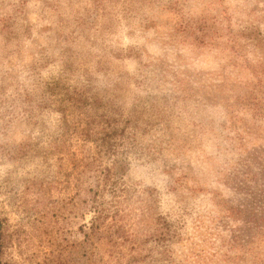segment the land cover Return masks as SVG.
<instances>
[{
    "label": "rangeland",
    "instance_id": "obj_1",
    "mask_svg": "<svg viewBox=\"0 0 264 264\" xmlns=\"http://www.w3.org/2000/svg\"><path fill=\"white\" fill-rule=\"evenodd\" d=\"M0 264H264V0H0Z\"/></svg>",
    "mask_w": 264,
    "mask_h": 264
},
{
    "label": "trees",
    "instance_id": "obj_2",
    "mask_svg": "<svg viewBox=\"0 0 264 264\" xmlns=\"http://www.w3.org/2000/svg\"><path fill=\"white\" fill-rule=\"evenodd\" d=\"M262 233H263V231L262 230H260ZM235 236H236V234H235ZM237 237H240L239 239H242L241 238V236H237ZM234 241V240H233ZM239 243V242H238ZM234 244H236V241H234L233 243H232V247H236L237 245H234ZM242 247L245 249V252L246 251H248L249 249H250V246H244V245H242Z\"/></svg>",
    "mask_w": 264,
    "mask_h": 264
}]
</instances>
